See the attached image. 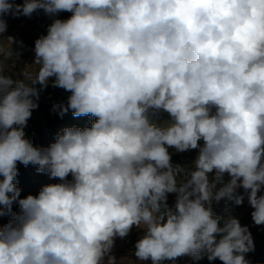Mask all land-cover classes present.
<instances>
[{
  "label": "clouds",
  "instance_id": "clouds-1",
  "mask_svg": "<svg viewBox=\"0 0 264 264\" xmlns=\"http://www.w3.org/2000/svg\"><path fill=\"white\" fill-rule=\"evenodd\" d=\"M38 10L52 22L37 70L0 69V264H118L115 238L133 228L138 261L249 264L248 226H220L212 204H241L243 188L264 225V0H0V33L4 15ZM49 84L70 93L53 112L95 120L37 147L26 128ZM169 148L198 150L190 171ZM18 162L60 182L20 198Z\"/></svg>",
  "mask_w": 264,
  "mask_h": 264
},
{
  "label": "rangeland",
  "instance_id": "rangeland-1",
  "mask_svg": "<svg viewBox=\"0 0 264 264\" xmlns=\"http://www.w3.org/2000/svg\"><path fill=\"white\" fill-rule=\"evenodd\" d=\"M23 2L24 0H18L15 4H23ZM70 15L71 13L68 12L64 14L60 13L57 18L67 19ZM2 18L6 21L7 28L5 32L0 33V49H3V51H0V69H2L4 75L23 79V74L25 72L34 74L38 68V66L31 64L35 57L34 42L39 36L46 34L47 27L52 22V19L46 16L42 10L34 12L30 17L24 15L13 16L9 13ZM9 37L13 38L14 42L12 45ZM34 86L37 89L41 87L38 84ZM69 95V92L61 88L52 87L51 84L40 91L37 101L39 106L37 109L33 110L26 128V133L31 138L34 146L41 144L47 146L55 141L56 134L49 136L46 132L50 124L55 122V120H53L54 118L50 115L52 112L51 108L54 104L66 103ZM74 118L79 120V117ZM87 118L92 121L95 120L91 115H88ZM169 119L167 113L161 112L156 117L155 122L162 124ZM64 127H68V125L66 123H61L60 129L62 130ZM44 131V137L40 138V135H42ZM169 152L172 154V163L182 165L185 172L191 170L192 163L198 154V150L177 153L174 148H169ZM44 175L45 179L34 170L32 171L30 182L15 183L21 190L20 198H24L29 194L37 195L43 186L56 183L51 180L52 177H50L48 173L45 172ZM183 175L184 174L181 173L178 179L183 178ZM46 179H49V182H47ZM68 179H71V176H69ZM225 179H228V177L225 176ZM260 194H264V190H262ZM237 195L243 197L244 205L241 206L242 203L238 205L234 200L225 198L219 202H213L212 209L214 215L218 217L222 216L223 219L228 216L232 217V209L235 207L240 208L238 213L233 216L239 219L242 226H248L255 246L254 251L245 254V258L248 260L252 256H257L259 260L264 261V252L261 250V246L264 245V225L254 224L251 217L253 209L248 203V193L243 188H239L237 189ZM174 203L175 194H168V204L172 206ZM15 206L16 203L13 204V209ZM226 210L228 211L227 213H225ZM9 219L10 216H0V227L5 225ZM142 235V230L133 228L125 238H115L111 254L115 256L118 264H152L151 260L138 261L133 254L135 243ZM163 262L165 263L162 264H222L219 259L208 262L204 256L199 260L194 259L192 256H182L177 258L174 262L170 260Z\"/></svg>",
  "mask_w": 264,
  "mask_h": 264
},
{
  "label": "trees",
  "instance_id": "trees-1",
  "mask_svg": "<svg viewBox=\"0 0 264 264\" xmlns=\"http://www.w3.org/2000/svg\"><path fill=\"white\" fill-rule=\"evenodd\" d=\"M17 1L18 0H11V2H13L14 4ZM12 78L13 79H18V78H14V77H12ZM51 110H52V108H51ZM50 115L54 118L53 120H55V122L50 124V126L46 130V132L48 133L49 136H53V135H55V134H57L58 132L61 131V129H60V124L61 123H66L68 125V127L78 126L80 128H84V127H90L91 124L94 122L91 119L87 118V116H81V117H79V120L75 119L74 116L72 115L71 110H69L63 116H61L57 112H53V111L50 113ZM44 133H45V131L42 133V135H40V138L44 137ZM49 145H47V146H49ZM47 146H43L42 144L41 145H37V147H47ZM17 167H18V175L15 178L14 183L30 182L31 181V176H32V171L36 170V166L30 164L27 167H25L24 165H22V164H20L18 162ZM38 174L42 175V177H44V179H45V175H44L45 173H38ZM1 179H2V177H1ZM51 180L56 182V183L60 182L58 178H52ZM46 181L49 182V179H46ZM242 205H244L243 202H242L241 206ZM13 210L17 211V212L19 211L18 204H16V206L14 207ZM239 210H240V208H238V207L233 208L232 209L233 215H236ZM227 212L228 211L226 210L225 213H227ZM233 215H232V217H235ZM229 217L230 216H228V217L223 219L222 216H220V226H222L223 225V221L225 219L229 218ZM217 239H219V236L217 237ZM261 250L264 252V245L261 246ZM204 257H206V261L209 262V260L207 258V255H204ZM248 261H249V264H263L264 263V261L263 260H259V258L257 256H252L251 258L248 259ZM162 263H165V262H162Z\"/></svg>",
  "mask_w": 264,
  "mask_h": 264
},
{
  "label": "crops",
  "instance_id": "crops-1",
  "mask_svg": "<svg viewBox=\"0 0 264 264\" xmlns=\"http://www.w3.org/2000/svg\"><path fill=\"white\" fill-rule=\"evenodd\" d=\"M63 14L65 13V12H62Z\"/></svg>",
  "mask_w": 264,
  "mask_h": 264
}]
</instances>
